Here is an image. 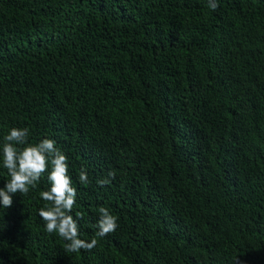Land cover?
Segmentation results:
<instances>
[{
    "label": "trees",
    "instance_id": "trees-1",
    "mask_svg": "<svg viewBox=\"0 0 264 264\" xmlns=\"http://www.w3.org/2000/svg\"><path fill=\"white\" fill-rule=\"evenodd\" d=\"M216 3L0 0V145L55 140L98 241L46 232L45 172L0 205V264H264V0Z\"/></svg>",
    "mask_w": 264,
    "mask_h": 264
},
{
    "label": "clouds",
    "instance_id": "clouds-1",
    "mask_svg": "<svg viewBox=\"0 0 264 264\" xmlns=\"http://www.w3.org/2000/svg\"><path fill=\"white\" fill-rule=\"evenodd\" d=\"M208 6L215 11L218 7L216 0H209ZM29 129L27 127H12L4 136L0 145V163L7 170L10 179L0 187V205L5 209L13 203L16 193L28 194L30 189L36 188L40 178L47 172L49 187L40 192V198L48 203L38 210V215L44 221L45 230L49 234H56L66 241L67 252L91 250L98 241L93 238L86 241L80 238L78 219L71 215L76 203L77 190L68 174V157L56 147V141L43 138L37 143H29ZM116 173L110 170L107 176L98 180L102 187L115 179ZM79 182L88 184L87 169L81 166ZM99 218L95 227L96 236L104 237L116 231L118 217L106 207L98 209Z\"/></svg>",
    "mask_w": 264,
    "mask_h": 264
}]
</instances>
